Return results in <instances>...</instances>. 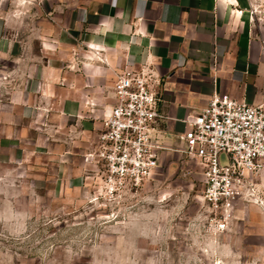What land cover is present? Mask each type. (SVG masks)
Returning a JSON list of instances; mask_svg holds the SVG:
<instances>
[{"label":"crops","instance_id":"obj_1","mask_svg":"<svg viewBox=\"0 0 264 264\" xmlns=\"http://www.w3.org/2000/svg\"><path fill=\"white\" fill-rule=\"evenodd\" d=\"M8 1L0 0V146L57 156L76 183L84 162L69 160L86 150L126 64L161 74V104L175 117L215 91L264 100V0H17V15L2 9Z\"/></svg>","mask_w":264,"mask_h":264},{"label":"rangeland","instance_id":"obj_2","mask_svg":"<svg viewBox=\"0 0 264 264\" xmlns=\"http://www.w3.org/2000/svg\"><path fill=\"white\" fill-rule=\"evenodd\" d=\"M18 4L2 9L17 15ZM18 149L0 146V264H264V173L214 228L202 169L184 152L164 150L148 183L110 193L84 169L76 183L57 156Z\"/></svg>","mask_w":264,"mask_h":264},{"label":"built area","instance_id":"obj_3","mask_svg":"<svg viewBox=\"0 0 264 264\" xmlns=\"http://www.w3.org/2000/svg\"><path fill=\"white\" fill-rule=\"evenodd\" d=\"M161 77L146 62L115 71L114 102L82 154L85 183L110 193L139 189L158 172L164 150L181 151L202 169L210 225L224 227L248 184L264 173V100L215 91L201 109L179 118L161 104ZM168 132L178 137L175 145Z\"/></svg>","mask_w":264,"mask_h":264}]
</instances>
